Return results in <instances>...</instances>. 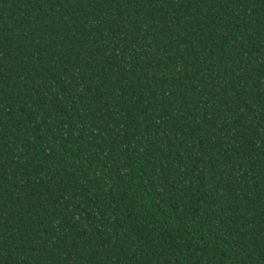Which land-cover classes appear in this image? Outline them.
<instances>
[{
  "label": "trees",
  "instance_id": "1",
  "mask_svg": "<svg viewBox=\"0 0 264 264\" xmlns=\"http://www.w3.org/2000/svg\"><path fill=\"white\" fill-rule=\"evenodd\" d=\"M0 264H264V0H0Z\"/></svg>",
  "mask_w": 264,
  "mask_h": 264
}]
</instances>
